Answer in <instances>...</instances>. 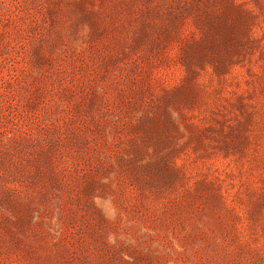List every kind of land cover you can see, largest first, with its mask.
I'll return each mask as SVG.
<instances>
[{"label": "rangeland", "instance_id": "obj_1", "mask_svg": "<svg viewBox=\"0 0 264 264\" xmlns=\"http://www.w3.org/2000/svg\"><path fill=\"white\" fill-rule=\"evenodd\" d=\"M0 264H264V0H0Z\"/></svg>", "mask_w": 264, "mask_h": 264}]
</instances>
